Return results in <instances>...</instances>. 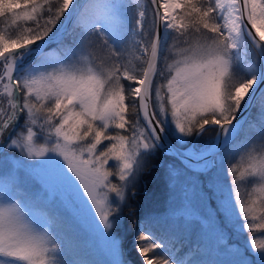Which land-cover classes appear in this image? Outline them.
I'll list each match as a JSON object with an SVG mask.
<instances>
[{
	"label": "snow or ice",
	"instance_id": "snow-or-ice-1",
	"mask_svg": "<svg viewBox=\"0 0 264 264\" xmlns=\"http://www.w3.org/2000/svg\"><path fill=\"white\" fill-rule=\"evenodd\" d=\"M151 4L146 25L142 6L129 20L126 0H0V264H76L69 240L73 248L81 242L68 221L78 220L79 205L73 211L44 180L50 164L75 182L91 213L86 227L104 242V264H128L114 226L158 149L206 175L197 197L216 203L203 212L206 227L188 261L140 230L143 264H200L209 239L225 264H264V0ZM69 23L79 35L61 48ZM157 78L163 83L154 87ZM123 81L135 86L126 91ZM257 96L261 119L248 134L237 117ZM209 126L215 136L201 144ZM168 174L181 175L174 166ZM245 235V244L233 242Z\"/></svg>",
	"mask_w": 264,
	"mask_h": 264
},
{
	"label": "rangeland",
	"instance_id": "rangeland-1",
	"mask_svg": "<svg viewBox=\"0 0 264 264\" xmlns=\"http://www.w3.org/2000/svg\"><path fill=\"white\" fill-rule=\"evenodd\" d=\"M126 3L128 4L127 14L129 20L133 24L135 23L136 14L139 11L140 6H142L146 10L145 24L147 25L150 22V19L153 15V5L151 4V0H142L139 6L137 5V0H126ZM78 35L79 29L74 27L72 24L68 34L65 36L66 40L64 41V44L61 46V48L69 45L78 37ZM45 50L50 54V56L55 57L57 55V52L59 51V48L49 46V48ZM99 55H105V53L101 52L99 53ZM249 57L250 59L253 58L251 44H249ZM173 58V56H169V62ZM29 59L33 60L35 58L29 57ZM133 63L136 64V67L139 70L141 64L135 60H133ZM158 67H160V65H158ZM137 74H139V72H137ZM166 76L167 72H165V77ZM157 82L163 83V80H159V78L154 79V87ZM128 83H130V86L132 87L135 86L134 84H132V82ZM256 102L261 103L259 96H257L255 103ZM254 104L253 106H255V108L259 112L255 113V119H249L248 123L244 127L248 134H251L252 131L250 126H258L261 119V108H259V106H256L257 104ZM152 105L154 108V94L152 98ZM257 118H259V120ZM140 123L143 124L142 120L140 121ZM247 140L248 135H245L242 139V143L246 144ZM205 141L207 140H201L199 142L203 144ZM156 152L154 155H150L146 158L144 169L139 174L134 185L139 182L140 178H142L144 174V171L149 166H155V168L159 169L158 173H161L166 179V191L161 201L156 203L153 208L151 207V212L147 215L149 220V227L152 226L153 228H157V230H163L166 235H170L176 240L178 239L179 242L187 243L185 245V248L183 247V249H181V252H184V250L187 249L186 246L188 247L192 245L196 247L197 242L201 240V231L206 227V220L203 212H212L216 203V199L215 196H206V199L202 204V202L197 197L196 186H198V189L200 190V195H205V192L203 190L208 187V177L206 175L195 173L192 171H186L180 161L170 155H163V159H156ZM7 155L10 160L16 158V154L13 152H9L7 153ZM152 157H154L153 160ZM233 159L234 161L238 159V155L234 156ZM173 166L176 167L181 173L179 180H170L169 178L168 170ZM108 167L111 168L113 172L116 171L113 161L109 162ZM225 167L226 165L224 161H220L217 165V168L221 172V174H223ZM43 178L55 192L61 194L65 198V200L69 202L70 207L73 211H76V206L79 205V218L76 221H68V232L70 235L76 236V238L80 240L81 246L79 248H73L71 245V240H69L67 254L70 259L76 262V264H78V262L81 260L87 261L88 264H104V261L107 259L105 254L104 242L98 236L91 233L86 227L87 224L90 223L91 213L88 211L87 207L83 205L75 182L68 180L63 169L60 168V166L57 164L48 165L43 170ZM112 179L113 182H118L115 177H113ZM143 186L145 187V185ZM123 215L124 214L122 207L121 213L119 214V220L114 226V233L121 242L123 256L126 260V253H128V251L130 253L132 245L136 246V241L134 240L129 247H124V240L121 232H125L124 230L126 229L130 230V227L124 225ZM78 223H84L85 225L80 224L79 227H77L76 225ZM143 223L144 221L139 222V226H137L135 231V238L138 234V228H145V225ZM181 225H183V227H181ZM116 227L120 228L121 232H119ZM148 234L151 235L150 232ZM180 238L182 239L181 241L179 240ZM247 239V235L243 237H234L233 242L243 245L246 243ZM178 241L177 243H179ZM168 250L171 251L172 246L169 247ZM201 254L202 256L199 258L200 264H225V261L227 259L225 256L218 253L214 249L210 239L207 244V250H202ZM193 256L191 258H193Z\"/></svg>",
	"mask_w": 264,
	"mask_h": 264
},
{
	"label": "trees",
	"instance_id": "trees-1",
	"mask_svg": "<svg viewBox=\"0 0 264 264\" xmlns=\"http://www.w3.org/2000/svg\"><path fill=\"white\" fill-rule=\"evenodd\" d=\"M0 26H2V19H0ZM65 40L66 37L63 38L62 45L64 44ZM49 46L57 47V45L55 44H50ZM0 69L2 70V65ZM123 83L127 91L128 87L130 86V83H128L127 81H123ZM255 104H257L256 106H259L260 108V102H256ZM257 112L259 111L255 108V106H252L250 111L246 115V123L244 124V127L248 123L249 119H255L254 114ZM129 118L132 119L131 116ZM257 119L259 120V118ZM110 131L112 130L110 129ZM215 132L216 129L214 127L209 126L204 137H202L201 140L212 139L215 136ZM107 143V141L104 142V144ZM103 146L104 145H101V148H103ZM163 155L166 154H163L161 149H158L156 152V159H163ZM153 159L154 157H152V160ZM158 171L159 169L155 168V166H149L144 171V174L142 178H140L139 182L130 189L127 195L126 203L123 205V223L124 225L129 226L130 230L126 229L124 230L125 232H121L120 228L116 227V229L121 232L123 236L124 247H129L134 240L136 241L134 235L137 226H139V222L144 221L143 224L145 225V228H142L141 230H143L146 234L150 232L152 236L157 237V242H161L159 240V238L161 237H163L165 240L170 241L169 247L173 246L174 243L176 251L181 256H183L186 261H188L193 256V253L191 252H193V249L195 248L194 246H186L187 249L184 250V252H181V249H183V247L185 248V245L187 243L179 242L178 239L176 240L172 236L166 235L163 230H157V228H153L152 226L149 227V220L147 215L151 212V207L153 208L156 203L161 201L166 191V179L161 173L159 174ZM143 185H145V187ZM179 240L181 241L182 239L180 238ZM177 241L179 243H177ZM126 260L127 262H129V264H143L142 258L137 251V245L131 246L130 253L129 251L128 253H126Z\"/></svg>",
	"mask_w": 264,
	"mask_h": 264
},
{
	"label": "water",
	"instance_id": "water-1",
	"mask_svg": "<svg viewBox=\"0 0 264 264\" xmlns=\"http://www.w3.org/2000/svg\"><path fill=\"white\" fill-rule=\"evenodd\" d=\"M71 26H72L71 23H69V24L67 25V27H68V32H69ZM33 58H34V57H33ZM30 60H32V59H30ZM262 87H263V86H262ZM150 103H151V106L153 107V105H152V101H151ZM253 103H254V102H253ZM250 109H251V108H248V109H245L244 111H242L240 114H238V117H237V118H238V119L243 118V119L245 120L246 115L248 114V112L250 111ZM173 143H174V141H173ZM161 150H162V149H161ZM162 153H165L164 150H162ZM141 229H142V227H139L138 230H137V232H139Z\"/></svg>",
	"mask_w": 264,
	"mask_h": 264
},
{
	"label": "bare ground",
	"instance_id": "bare-ground-1",
	"mask_svg": "<svg viewBox=\"0 0 264 264\" xmlns=\"http://www.w3.org/2000/svg\"><path fill=\"white\" fill-rule=\"evenodd\" d=\"M142 1V0H141Z\"/></svg>",
	"mask_w": 264,
	"mask_h": 264
}]
</instances>
